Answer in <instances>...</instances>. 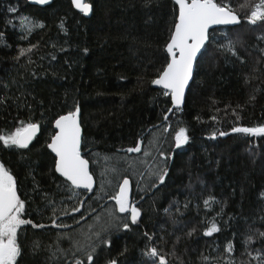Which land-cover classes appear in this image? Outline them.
Wrapping results in <instances>:
<instances>
[{
	"label": "trees",
	"instance_id": "1",
	"mask_svg": "<svg viewBox=\"0 0 264 264\" xmlns=\"http://www.w3.org/2000/svg\"><path fill=\"white\" fill-rule=\"evenodd\" d=\"M90 2L93 12L85 19L69 0H52L48 6L33 5L31 0H0V97L6 98L0 106V130H14L17 117L39 122L41 127L33 140L35 147L30 145L32 151L27 152L31 169L18 156L0 152L18 178V195L26 201L25 218L48 225L44 229L25 225L18 230L25 248L21 264H72L73 240L91 232L103 234L109 227V212L114 206L109 197L124 178L133 185L132 199L139 202L142 220L139 228L133 226L129 232L111 227L110 251L98 248L96 264H105L108 256H117L125 246L128 251L119 257L120 264H139L145 230L154 233L162 254L172 253L167 256L169 264H264V237L259 235L264 232V136L230 132L233 126L264 124V24L253 26L246 20L251 6L259 0H227L241 23L209 32L213 42L199 58L185 104L179 112L167 113V121L164 113L171 107L170 100L150 81L166 56L163 46L173 17L171 0ZM10 7L16 11L9 12ZM21 17L44 27L27 33L21 30ZM228 29L227 34L239 40L237 51L243 63L218 51L216 41L223 42ZM24 35L27 38L21 39ZM30 44L37 45L30 54L34 62L29 64L26 57L15 61L18 49ZM138 77H143L139 83ZM23 101L32 104L31 112L23 107ZM76 101L82 109L85 137L81 156L89 161L96 182L92 192L69 190L67 182L49 173L51 153L45 144L54 131L51 121ZM233 110L239 120L232 115ZM213 116L216 120L211 119ZM165 126H169L168 133L163 131ZM178 127H185L189 136L181 148H175L172 139ZM220 131L229 135L221 137ZM213 132L216 139H211ZM137 141L141 144L139 152L118 151L134 147ZM144 151L155 156L154 160L145 159L146 170L144 166L138 168L136 161ZM160 152L173 159L167 162L165 182L149 189L150 182L157 180L158 169L164 167ZM119 156L125 161L124 167L117 165ZM131 158V163L126 162ZM133 168L136 175L129 173ZM209 195L215 202L206 212L203 199ZM81 200L84 219L76 213L77 224L63 216L62 210L67 207L70 211ZM186 201H190L187 208ZM165 208H170V214ZM54 216L58 223L71 227L52 228ZM205 217H214L220 228L211 237L203 236ZM191 229L195 231L188 236ZM58 233H70L72 239H60L59 246L65 251L49 260L44 247L51 244L55 250ZM248 235L254 238L246 247ZM34 241L41 242L35 256L31 253ZM229 242L231 254L224 251Z\"/></svg>",
	"mask_w": 264,
	"mask_h": 264
},
{
	"label": "snow or ice",
	"instance_id": "2",
	"mask_svg": "<svg viewBox=\"0 0 264 264\" xmlns=\"http://www.w3.org/2000/svg\"><path fill=\"white\" fill-rule=\"evenodd\" d=\"M52 0H31L35 5H49ZM173 5V17L170 21L167 40L163 46V51L166 56L163 58V65L157 71L155 78L151 79V84L162 90V95L170 100L171 107L164 113V120H168L167 113L179 112L185 102L186 89L190 87V82L195 78L197 66L199 64L200 56H203L204 51L207 50V45L213 42V37L209 33V28L212 25H239L241 18L236 11L230 6L227 0L223 2H216V0H171ZM71 6L76 9L82 16L88 17L92 14L94 5L90 0H71ZM145 7L148 6L146 2ZM9 12H15L14 7L8 9ZM249 25L264 24V0H259L258 3L251 6L250 13L246 16ZM21 30L30 33L34 28H43L42 23H37L30 20L28 17L20 18ZM63 29V24L60 25ZM213 31H216L214 29ZM225 32L223 42L217 40L218 51L222 54H231L241 63L243 59L238 55L237 44L238 39H233L227 32ZM24 35L21 39H26ZM259 39V38H258ZM3 43V35L0 34V44ZM7 46V45H5ZM37 48V45L30 44L28 48H19L17 54L13 59L17 62L21 61L22 57L27 58L29 64L33 63L31 53ZM202 49L204 51H202ZM84 53L88 50L85 48ZM264 56V51L261 52ZM42 58V57H41ZM55 59V56L52 57ZM227 60V55L225 56ZM121 79H124L121 77ZM143 77H138V83ZM5 97H0V106L5 104ZM250 99L254 100L255 96ZM15 102V101H14ZM42 104V102H41ZM23 107L27 108L29 112L33 110L31 103L27 101L22 102ZM18 109L20 105L17 106ZM41 112V118H43ZM232 115L239 114L233 110ZM216 120V117H211ZM51 127L54 129L49 135L45 147L52 154L49 157L50 167L49 173L58 174L66 183L69 190L85 189L92 191L93 177L89 172V161L82 158L81 146L84 143L85 137L83 135L82 109L78 101L74 102L73 106L69 107L66 112L57 114L51 121ZM41 131L39 122H33L31 119L22 120L17 117L14 130L5 133L0 130V152L5 155H15L20 158L25 166L31 169L30 158L27 152H31L33 140L37 138V133ZM165 133L169 132V126L163 127ZM233 134H244L246 136H264V124L256 127L233 126L230 129ZM221 137L229 135L227 131H220ZM175 148H181L189 141L187 130L185 127H178L172 136ZM211 139H216V133L213 132ZM141 144L136 142L134 147L126 149H118V151H126L128 153L139 152ZM160 161L164 167L158 169L157 180L150 182L148 188H157V183L163 184L167 175V162L173 159V156L165 152L159 153ZM33 179H35L33 177ZM118 191L109 198L114 201V206L109 212L111 218L109 227L100 232H91V234H82L80 240H73L72 248V264H96L95 257L99 255L100 251L108 249L110 251L112 241L111 227H115L117 231L129 232L133 230V226L139 228L142 220V209L138 206L139 202H133L129 197V180L123 179V182L118 185ZM148 189H144L147 191ZM20 191L18 178L11 170L7 161L0 156V264H21L25 257V248L20 243V230L22 226L30 225L32 229H44L48 225L44 223L34 222L33 219L25 218L27 213L26 201L22 199L18 192ZM73 195H80L73 193ZM71 199V197H69ZM141 200L144 199L142 195ZM261 199H264V193L261 194ZM215 202V197L209 195L203 199V205L207 212L212 203ZM50 204L51 201H48ZM190 201H186L185 208L188 207ZM84 201L81 200L79 205L71 207V210L64 207L62 210L63 216L71 217L75 223V214L81 213ZM198 207V205H197ZM53 213L56 208H52ZM164 212L170 214V208H165ZM177 212H179V205L177 203ZM84 219V214L81 213L80 220ZM207 220V217H205ZM58 218L53 217L52 228H70L71 225L57 222ZM203 222V221H202ZM26 231V229L24 230ZM195 229L188 231L187 235L191 236ZM220 231L217 226L215 218L207 220V226L203 230V236L211 237L214 233ZM260 237H264V232L259 233ZM95 236V240L92 239ZM144 240V247L141 251V260L139 264H169L167 256L172 253L162 254L160 249L155 244V235L150 234L147 230L142 233ZM72 239L70 233H58L55 250L51 244L46 245L44 250L49 253L48 259L54 260L57 253H63L65 250L59 246L60 239ZM252 235L245 237V246L247 247L253 240ZM160 239H163L161 237ZM177 237V241H179ZM175 243V242H174ZM41 250V242L34 241L31 245L32 255H36ZM128 251L127 246L118 252L117 256H108L105 264H120L119 257L124 256ZM226 253H232V244L229 242L225 247ZM77 254H80L79 257Z\"/></svg>",
	"mask_w": 264,
	"mask_h": 264
},
{
	"label": "rangeland",
	"instance_id": "3",
	"mask_svg": "<svg viewBox=\"0 0 264 264\" xmlns=\"http://www.w3.org/2000/svg\"><path fill=\"white\" fill-rule=\"evenodd\" d=\"M144 149V148H143ZM152 158V160H154L155 159V156H152V154H150V153H147L146 151H144V153L143 154H141V156L140 157H138V159L136 158V161L138 160V168H142L143 166L145 167V170L147 169V166H148V161L146 162L145 161V159L147 158ZM131 160H132V158L131 159H129V160H126V162H129V163H131ZM119 164H121L122 165V167H124L125 166V161H123V159L121 158V156H119L118 157V159H117V165H119ZM149 167V166H148ZM112 168H114V166L112 165ZM126 169V168H125ZM155 170H156V167H154V168H152L151 169V172L152 173H155ZM129 173H131L132 175H136L135 174V169L133 168V171L132 170H130V172ZM140 178H141V176H139L138 177V179H137V184L139 183V181H140ZM128 179V178H127ZM132 191H134L133 190V185H132Z\"/></svg>",
	"mask_w": 264,
	"mask_h": 264
},
{
	"label": "water",
	"instance_id": "4",
	"mask_svg": "<svg viewBox=\"0 0 264 264\" xmlns=\"http://www.w3.org/2000/svg\"><path fill=\"white\" fill-rule=\"evenodd\" d=\"M70 1V3H71V0H69ZM33 4V3H32ZM33 5H35V4H33ZM50 5V4H49ZM36 6H41V5H36ZM43 6H48V5H43ZM73 8V7H72ZM74 9V8H73ZM75 11H76V9H74ZM91 16V15H90ZM90 16H88V17H84L85 19H88V18H90ZM236 26H238V25H229V26H222V25H212V26H210V28H209V32L210 31H212V30H214V29H218V28H234V27H236ZM202 51H203V49H202ZM193 81V80H192ZM192 81L190 82V86H191V84H192ZM152 87H154V88H156V89H159L158 87H156V86H154V85H152ZM190 88V87H189ZM189 88H187L186 89V94H187V92H188V90H189ZM161 90V89H160ZM185 99H186V96H185ZM184 104H185V102H184ZM184 104H183V106H184ZM183 106H182V108H183ZM170 114V113H169ZM54 130V129H53ZM37 135H38V133H37ZM52 155V154H51ZM82 158H84L83 156H82ZM85 159V158H84ZM88 167H89V172H90V164L88 165ZM90 174H91V172H90ZM58 175V174H57ZM92 175V174H91ZM93 177V176H92ZM60 178H62V177H60ZM63 179V178H62ZM129 180V179H128ZM123 182V180L121 181V183ZM95 186H96V182H95V179H94V177H93V188H92V191L95 189ZM76 190H79V191H84V192H92V191H87V190H85V189H76ZM119 190V189H118ZM129 197H130V199H131V197H132V184H131V181L129 180Z\"/></svg>",
	"mask_w": 264,
	"mask_h": 264
},
{
	"label": "bare ground",
	"instance_id": "5",
	"mask_svg": "<svg viewBox=\"0 0 264 264\" xmlns=\"http://www.w3.org/2000/svg\"><path fill=\"white\" fill-rule=\"evenodd\" d=\"M95 187H96V186H95ZM132 197H133V191H132ZM132 197H131V200L133 201Z\"/></svg>",
	"mask_w": 264,
	"mask_h": 264
}]
</instances>
